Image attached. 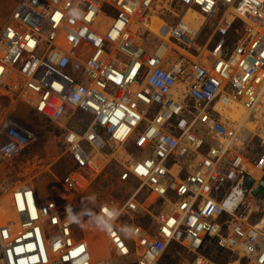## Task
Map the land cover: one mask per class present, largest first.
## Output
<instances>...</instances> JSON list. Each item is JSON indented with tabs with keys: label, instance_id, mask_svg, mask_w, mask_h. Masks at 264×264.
Segmentation results:
<instances>
[{
	"label": "built area",
	"instance_id": "2783aa9c",
	"mask_svg": "<svg viewBox=\"0 0 264 264\" xmlns=\"http://www.w3.org/2000/svg\"><path fill=\"white\" fill-rule=\"evenodd\" d=\"M182 1L184 15L173 23L162 19L157 30L153 0L17 2L0 29V96L61 126L77 169L60 181L67 196L60 202L40 198L32 182L13 187L10 196L1 186L0 264H114L112 257L95 258L91 239L99 234L119 256L134 247L136 264H164L173 243L193 254L192 264H216L205 253L213 240L264 264V209L251 207L246 185L247 175L255 186L264 177V0ZM221 5L227 10L193 54ZM191 9L206 19L193 22ZM232 31L238 38L231 46ZM64 32L66 42L52 44ZM145 32L158 42L149 46ZM236 104L246 108L239 119L229 114ZM80 111L93 116L81 133L71 123ZM144 122L134 140L149 154L140 159L126 144ZM201 131L215 142L207 152ZM255 132L262 152L252 158ZM38 138L11 112L1 116L0 162ZM113 162L142 187L120 208L105 204L85 215L81 196ZM143 188L148 194L141 200ZM142 213L151 226L135 222ZM225 216L234 220L228 232Z\"/></svg>",
	"mask_w": 264,
	"mask_h": 264
},
{
	"label": "rangeland",
	"instance_id": "374dc122",
	"mask_svg": "<svg viewBox=\"0 0 264 264\" xmlns=\"http://www.w3.org/2000/svg\"><path fill=\"white\" fill-rule=\"evenodd\" d=\"M18 1L19 0H0V29L5 25L6 20L13 12ZM187 9V5L182 0H156L153 5L152 14L158 19L161 18L167 22L173 23L179 18L177 14H180V17H182ZM226 10L227 6L221 5L218 11L208 19L201 34L197 36L193 44V54H197V49L205 45ZM188 16L190 20L198 22V24L206 19L203 15L198 13L197 9H191ZM237 36L238 32L232 31L227 37V44L231 46L234 45L238 38ZM62 38L64 41L67 39V37L64 36H62ZM143 38L147 41L149 46L158 42L157 36H153L151 32L143 33ZM172 57L175 58L177 55L172 54ZM10 112L30 129L36 131L39 138L20 155L10 157L0 162V189L2 185L5 188L7 187V196H10L9 193L11 194L13 187L30 181L35 185L40 198L53 196L59 199H66L67 196L63 192V189H61L60 181L73 170H76L77 164L64 144V130L61 126L41 116L31 107L19 103L15 109L8 97L0 96V117ZM153 115L154 111L149 112V117ZM92 120L93 116L80 111L71 123L76 127L78 132L81 133ZM145 125L146 122L142 124L139 130L143 129ZM137 134L138 132L133 135L134 137L132 136V139L128 141L126 146L136 157L143 159L148 156L149 153L140 149L135 144L134 139ZM200 134L205 137L206 142L203 146V150L207 152L209 147L214 145L215 142L207 136L206 131H201ZM246 136L247 139L251 138L249 133H247ZM260 140L261 139L256 136H254L252 140V145L249 149V154L252 158L258 156L262 152ZM124 172L125 168L123 166L113 162L99 177H95L90 188L84 192L80 198L82 210L85 215L97 212L101 206L105 204L111 205L114 208H120L135 191L142 187L143 182L135 177H130L125 180L123 178ZM147 194L148 189L143 188L140 193V199L143 200ZM248 197L254 204V206L251 207L255 208L256 205H258L261 210L264 209V194L260 196V194L256 195L249 192ZM257 215L258 212L256 210L252 211L249 217H257ZM123 222L127 223L128 219ZM135 222L151 226L148 217H146V219H140L139 221L135 219ZM223 222L225 223L224 232H228L234 220L230 216H225ZM91 243L95 258L103 256L112 257L114 264L137 263L134 247H132L129 255L119 256L109 250L106 237L103 234L93 237ZM239 258L238 255L225 251V253L218 258V262H214L216 264H239L234 261ZM239 262L240 264H251L249 260L242 258ZM163 263L192 264L193 254H190L179 243H173L167 250Z\"/></svg>",
	"mask_w": 264,
	"mask_h": 264
},
{
	"label": "bare ground",
	"instance_id": "6f19581e",
	"mask_svg": "<svg viewBox=\"0 0 264 264\" xmlns=\"http://www.w3.org/2000/svg\"><path fill=\"white\" fill-rule=\"evenodd\" d=\"M153 1H156V0H153ZM218 7L217 6H215V9H217ZM63 11H64V6H63ZM154 23H155V30H157V27H158V24H160L161 23V21H162V19L161 18H154ZM85 27L87 28V29H89V27H88V24L86 23L85 24ZM90 30V29H89ZM158 33V32H157ZM64 37H66V35H65V32H64ZM57 40H62V41H64L63 40V38H62V36H59L56 40H54L53 42H52V44H54L55 45V41H57ZM66 42V41H65ZM121 77V74H119V78ZM238 108V109H237ZM232 110L233 111H235V112H233V113H231V112H229V114H235V115H233V118L234 119H239L240 117H241V114H244L245 112H246V108L242 105V104H236V105H234L233 107H232ZM148 116H149V113H148ZM208 120L206 121V122H198L197 123V128L198 127H203V128H206L207 126H208ZM234 121L233 120H230V121H227V124H232ZM255 124L256 123H253V122H251L249 125H250V127H253L254 128V126H255ZM136 132H138V134H139V132H140V130H137ZM135 132V133H136ZM254 136H256L257 138H259V139H261V136H260V134L258 133V132H255L254 133ZM134 137V136H133ZM132 139V138H131ZM122 170H124V169H122ZM27 182H30V181H27ZM114 182V181H113ZM24 183H26V182H24ZM23 184V183H22ZM21 184V185H22ZM33 184V183H32ZM33 186H34V188H36L35 187V185L33 184ZM143 190V189H142ZM37 191V190H36ZM63 192L65 193V190H63ZM9 195H10V193H9ZM31 195V194H30ZM63 200H66V199H59V198H57V201L58 202H60V201H63ZM69 200V199H68ZM17 202H18V205L20 206V207H23V205H24V200H23V197H22V194H18L17 195ZM252 206H254V204L252 205ZM159 210V207H155V210H154V212H156V211H158ZM262 215H264V212L262 213ZM13 216H16V215H13ZM140 216V219H146V217H148V216H145V213H142V214H140L139 215ZM139 216H137L135 219H137V220H140L138 217ZM246 217V216H245ZM259 217H260V219L259 220H263L262 219V217L259 215ZM149 218V217H148ZM2 220H6V217H3V219ZM150 222L152 223V219H150ZM240 224H245V223H240ZM93 238V237H92ZM107 240V239H106Z\"/></svg>",
	"mask_w": 264,
	"mask_h": 264
},
{
	"label": "water",
	"instance_id": "95a60500",
	"mask_svg": "<svg viewBox=\"0 0 264 264\" xmlns=\"http://www.w3.org/2000/svg\"><path fill=\"white\" fill-rule=\"evenodd\" d=\"M256 180L252 175L246 176V185L249 190V192L253 194H261L264 191V177L259 182V185H256Z\"/></svg>",
	"mask_w": 264,
	"mask_h": 264
},
{
	"label": "trees",
	"instance_id": "16d2710c",
	"mask_svg": "<svg viewBox=\"0 0 264 264\" xmlns=\"http://www.w3.org/2000/svg\"><path fill=\"white\" fill-rule=\"evenodd\" d=\"M205 253L211 257L214 261L218 262V258L225 253L224 250L218 247L215 240L212 242L208 241V244L205 249Z\"/></svg>",
	"mask_w": 264,
	"mask_h": 264
},
{
	"label": "crops",
	"instance_id": "0c3cea01",
	"mask_svg": "<svg viewBox=\"0 0 264 264\" xmlns=\"http://www.w3.org/2000/svg\"><path fill=\"white\" fill-rule=\"evenodd\" d=\"M231 253V252H230ZM233 254V253H232ZM242 259H244V258H242ZM239 260H241V258H239V259H235L234 261H236V263H239L240 264V262H239ZM242 262V261H241Z\"/></svg>",
	"mask_w": 264,
	"mask_h": 264
}]
</instances>
